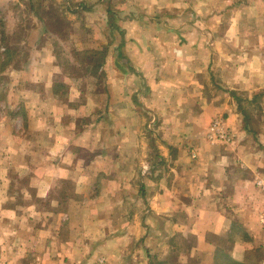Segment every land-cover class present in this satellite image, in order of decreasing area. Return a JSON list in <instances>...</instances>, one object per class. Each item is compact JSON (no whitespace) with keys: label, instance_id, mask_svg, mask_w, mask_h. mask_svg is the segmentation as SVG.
I'll return each mask as SVG.
<instances>
[{"label":"crops","instance_id":"obj_1","mask_svg":"<svg viewBox=\"0 0 264 264\" xmlns=\"http://www.w3.org/2000/svg\"><path fill=\"white\" fill-rule=\"evenodd\" d=\"M37 1L0 13L52 33ZM67 1L61 30L107 52L0 69V264H264V0Z\"/></svg>","mask_w":264,"mask_h":264},{"label":"rangeland","instance_id":"obj_2","mask_svg":"<svg viewBox=\"0 0 264 264\" xmlns=\"http://www.w3.org/2000/svg\"><path fill=\"white\" fill-rule=\"evenodd\" d=\"M42 2L43 1L38 0L37 5H40ZM53 3L54 8H52V11H54L61 17L62 20L58 19V21L59 23L62 22L64 26L65 22L69 20L68 8H70V6L72 8L76 7L72 1L70 2L67 0H60ZM4 8L5 11H1L2 14L0 13V50L3 49V47V50H5L6 45H9V47L12 49V52L10 54L12 60L6 65L0 64V69L2 67L14 68L16 64L13 60H15L16 57H18V59H24L26 60V62H28L30 57L39 52V50H36L35 47L38 41L51 43V47L55 48L54 52L58 57V61L62 63L63 66H65L64 68H66L71 75H79L81 73H84L86 70L91 71L92 66L95 64L94 60L98 59H93L92 57H100L107 52L106 48L99 51L97 54H95V52H93L91 48H80L78 45H81L80 43L85 42V37L77 36L80 35V33H76V35L75 33L67 32L65 34L66 36H69V38L66 40V37L64 39L63 36L54 33V31L52 33H49L48 31H28L27 28L37 26L36 20L38 19H34L29 14V10L26 6L22 7L19 4L10 3V5L4 6ZM45 24H47L46 21ZM21 25H24V30L17 31L16 27H21ZM72 34L74 35L71 36ZM101 34L104 35L102 36V38L100 36ZM93 35V38L95 36H100V38L104 41L106 40L111 42V34L109 37V33H93ZM65 40L67 42L68 40L70 41L68 42V44H66L67 42ZM89 59L91 60L88 61ZM72 61H78L79 63L73 64L71 63Z\"/></svg>","mask_w":264,"mask_h":264},{"label":"built area","instance_id":"obj_3","mask_svg":"<svg viewBox=\"0 0 264 264\" xmlns=\"http://www.w3.org/2000/svg\"><path fill=\"white\" fill-rule=\"evenodd\" d=\"M207 135L210 140L215 142L231 143L234 140V133L226 125L224 117H216L213 119ZM192 155L194 157L196 156L194 152Z\"/></svg>","mask_w":264,"mask_h":264},{"label":"trees","instance_id":"obj_4","mask_svg":"<svg viewBox=\"0 0 264 264\" xmlns=\"http://www.w3.org/2000/svg\"><path fill=\"white\" fill-rule=\"evenodd\" d=\"M52 8H54V6L52 7ZM53 12V13H52ZM43 18H45V20H46V22L48 23L47 25L49 26V27H51V28H54V27H56V30L54 31V33H56V34H58V35H60V36H63V37H65V33H67L66 31H63V30H61V29H63L64 27H65V24L66 25H68L69 24V22L68 21H66L65 22V24H64V26H63V23L61 22V23H59V21H58V19H60V20H62L61 19V17L57 14V13H55L54 11H50L49 13H47V16L46 17H43ZM93 52H95V54H97L99 51H96V50H92ZM5 52H6V56L8 55V56H11L10 54H11V52H12V49L9 47V45H6V47H5ZM99 55V54H98ZM99 57V56H98ZM97 56H95V57H92L93 59L94 58H98ZM105 57V54L104 55H101L99 58H104ZM91 59H89V61H90ZM97 63H96V60H95V64H94V66L96 65ZM223 258V257H222Z\"/></svg>","mask_w":264,"mask_h":264}]
</instances>
